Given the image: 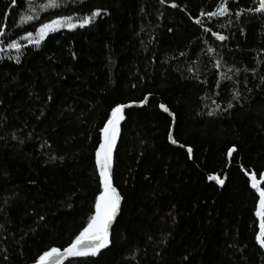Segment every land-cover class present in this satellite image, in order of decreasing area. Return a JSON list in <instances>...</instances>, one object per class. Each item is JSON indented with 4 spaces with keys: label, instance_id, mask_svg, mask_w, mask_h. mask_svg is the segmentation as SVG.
Segmentation results:
<instances>
[{
    "label": "trees",
    "instance_id": "trees-1",
    "mask_svg": "<svg viewBox=\"0 0 264 264\" xmlns=\"http://www.w3.org/2000/svg\"><path fill=\"white\" fill-rule=\"evenodd\" d=\"M57 2L0 0V48L21 44L0 58V264L34 263L87 226L102 191L100 132L113 108L145 97L112 152L122 205L111 245L64 264H264L259 195L242 172L264 170V14L237 9L251 0L212 17L201 13L227 0ZM97 10L82 28L22 39ZM171 128L183 147L169 144Z\"/></svg>",
    "mask_w": 264,
    "mask_h": 264
},
{
    "label": "snow or ice",
    "instance_id": "snow-or-ice-1",
    "mask_svg": "<svg viewBox=\"0 0 264 264\" xmlns=\"http://www.w3.org/2000/svg\"><path fill=\"white\" fill-rule=\"evenodd\" d=\"M30 2V0H29ZM163 2V0H161ZM15 4V0H13ZM57 0H49V3L45 5L47 8H57L59 7ZM175 7V5H173ZM248 12H254L257 14H264V0H259L258 6H253L247 9ZM228 12L226 6L221 5L220 8L215 12L201 13V15H207L209 17L217 15H225ZM100 15L99 10L91 13L90 17H84L83 20L77 25L73 23V18L71 16L61 17L51 20L48 23H42L38 29H36L35 36L33 39V33L27 32L22 39L26 40L30 44L38 45L44 37L50 33L58 31L61 28L73 29L77 26L84 27L91 23L92 19ZM237 16L240 13H236ZM27 19L31 21L32 16H28ZM197 24L202 22L197 19L195 21ZM205 31H210V29H205ZM0 34H2V29H0ZM212 35L216 36L218 40H224L225 37L218 35L213 32ZM9 49H15L19 51L21 49V44L13 40L7 45ZM4 51L0 48V52ZM211 51V49L209 50ZM130 106V105H129ZM231 107V105H229ZM124 105H118L111 110V118L107 120L104 125L103 131V142L100 144L99 149L96 152V163L99 168L100 183L102 185V191L95 199V213L90 216L87 226L83 228L82 231L72 240V242L65 247L63 250L57 247H53L48 251H45L39 256L37 264H64L65 260L69 258H79V257H95L100 253L102 249H105L110 244V233L109 228L117 214V210L120 206L121 196L117 192L116 188L113 187L112 179L110 175L111 165H112V152L116 143L118 135V125L122 119L121 112ZM164 112H168V109L164 105H160ZM169 140L171 143L176 144L177 141L172 138L171 133L169 134ZM183 147V145H181ZM235 149H230L228 155L231 156ZM192 149L188 148V152L191 153ZM210 180H216L217 183L223 185L224 181L218 179L215 176H210ZM251 181V187L259 195L258 205L256 206L255 216L259 220V232L255 235L256 242L261 248H264V190L258 185L261 181H264V173L260 174V179H257V174L253 173L249 177Z\"/></svg>",
    "mask_w": 264,
    "mask_h": 264
},
{
    "label": "water",
    "instance_id": "water-1",
    "mask_svg": "<svg viewBox=\"0 0 264 264\" xmlns=\"http://www.w3.org/2000/svg\"><path fill=\"white\" fill-rule=\"evenodd\" d=\"M147 99H148V97H145V98H144L142 101H140V102H129V103L121 104V105H124V106H126V107H124L123 110H122V112H121L122 119L120 120L118 127H119V126L122 124V122H123V117H124V113H125V111H127V110L130 109V108H140V107H142V106H145V105L147 104ZM129 105H130V106H129ZM160 105H162V104L160 103V104L158 105L160 111L166 114L167 112H164L163 109L160 107ZM171 117H172V115H171ZM109 118H111V116H110ZM109 118H108V119H109ZM106 123H107V121H106ZM106 123H105V124H106ZM172 123H173V122H172ZM105 124H104V125H105ZM103 128H104V126H103ZM103 128H102V129H103ZM170 133H171V135H172V128H171V130H170ZM170 133H169V134H170ZM169 134H168V138H167L169 144L172 145V146H180V147H181V145H179L178 143H176V144L171 143V141L169 140ZM172 138H173V136H172ZM173 139H174V138H173ZM102 142H103V131L101 130L100 141H99V144L97 145V147H96V149H95V152H94V163H95L96 171H97V174H98L99 178H100V175H99V168H98V165H97V163H96V152H97V150L99 149V146H100V144H101ZM230 149H234V148L231 147ZM230 149H229V150H230ZM186 150H187V152H188V149H187V148H186ZM229 150H228V153H229ZM233 152H234V151H233ZM230 158H231V156L227 155V159H228V161H230ZM263 173H264V172H263ZM243 174H245V175L247 176L248 179H249V177L251 176V175H247L244 171H243ZM210 176H215V177H217L218 179H220L218 176L211 174V175L208 176V181H213V182H214L215 184H217L219 187L222 186L221 184L217 183L216 180H210V179H209ZM225 178H226V175L224 174L223 177H222L221 179L225 182ZM111 179H112V178H111ZM249 181H250V179H249ZM263 182H264V181H261L260 184H259L258 186H261V184H262ZM112 184H113V187H115V185H114V183H113V180H112ZM223 184H224V183H223ZM250 186H251V181H250ZM115 188H116V187H115ZM116 190H117V188H116ZM117 192L119 193L118 190H117ZM119 194H120V193H119ZM120 196H121V195H120ZM121 205H122V197H121V200H120V206H119V208H118V210H117V214H116V216H115V218H114V220H113V222H112V224H111V226H110V228H109V233H110V236H109L110 244H109V246L111 245V231H112L113 226H114V224H115V222H116V219H117V217H118V215H119ZM109 246H108V247H109ZM108 247H107V248H108ZM105 249H106V248H105ZM62 250H63V249H62ZM102 250H103V249H102ZM35 264H37V263H35Z\"/></svg>",
    "mask_w": 264,
    "mask_h": 264
},
{
    "label": "bare ground",
    "instance_id": "bare-ground-1",
    "mask_svg": "<svg viewBox=\"0 0 264 264\" xmlns=\"http://www.w3.org/2000/svg\"><path fill=\"white\" fill-rule=\"evenodd\" d=\"M231 1H235V2H237V0H227V4H226V7H227V9H228V12L227 13H230L231 11H232V9L228 6V3L229 2H231ZM223 2H225V0H223ZM257 2L259 3V0H251V2L247 5V8H245L244 6H242L241 4H238V6L239 7H237V9L240 11V12H242L245 16L247 15V14H249V15H253L254 14V12H248L247 11V9L248 8H250V7H253V6H255L256 4H257ZM216 5H217V7H221V6H219L220 4H219V2H216ZM222 5H224V4H222ZM235 7V6H234ZM217 16H220V15H217ZM48 22H50V21H48ZM48 22H46V23H48ZM9 51V49H5L4 51H2V52H0V58H1V56H4L7 52ZM162 105H164L167 109H168V112L166 113L169 117H170V119H171V121L174 123V121H175V115H174V113L167 107V105L166 104H164V103H161ZM171 115H172V117H171ZM100 136H101V132H100ZM99 141H100V137H99ZM98 144H99V142H98ZM97 144V145H98ZM97 147V146H96ZM95 152V151H94ZM188 154H190L189 152H188ZM239 167H241V165H238ZM242 172H243V169H242ZM245 172V171H244ZM264 172V170H262L258 175H257V179L259 180L260 179V174L261 173H263ZM246 173V172H245ZM254 172H247L246 174L247 175H252ZM214 175V174H213ZM244 176L247 178V176L244 174ZM248 179V178H247ZM248 182H249V186H250V181H249V179H248ZM264 183V182H263ZM262 185V184H261ZM251 187V186H250ZM252 188V187H251ZM72 238H74V235L72 236ZM71 238V239H72ZM70 239V240H71ZM70 244V243H69ZM69 244H64V245H56L55 247H57V248H60L61 250L62 249H64L65 247H67ZM66 245V246H65ZM35 263H37V261L36 262H34V263H31V264H35Z\"/></svg>",
    "mask_w": 264,
    "mask_h": 264
},
{
    "label": "rangeland",
    "instance_id": "rangeland-1",
    "mask_svg": "<svg viewBox=\"0 0 264 264\" xmlns=\"http://www.w3.org/2000/svg\"><path fill=\"white\" fill-rule=\"evenodd\" d=\"M36 32V31H35ZM35 32L33 33V38L35 39L36 38V36H35Z\"/></svg>",
    "mask_w": 264,
    "mask_h": 264
}]
</instances>
